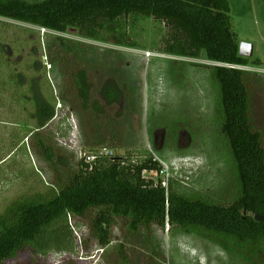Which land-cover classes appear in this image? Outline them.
<instances>
[{
	"label": "rangeland",
	"instance_id": "rangeland-1",
	"mask_svg": "<svg viewBox=\"0 0 264 264\" xmlns=\"http://www.w3.org/2000/svg\"><path fill=\"white\" fill-rule=\"evenodd\" d=\"M228 1L239 44L254 46L249 67L216 64L204 54L199 59L165 54L167 31L153 19L130 22L126 30L137 46L129 48L106 36L89 40L72 30L62 34L0 18V48L11 56L10 70L24 76L22 92L33 78L40 93L57 101V117L42 131L54 150L53 167L32 145L33 107L19 114L21 108L7 102L17 100L11 86L2 95L7 100L0 104V215L18 200L46 196L49 189L67 184L79 171L82 157L103 148L116 156L133 154L134 160L152 151L163 173L144 172L147 180L167 185L174 179L178 192L188 198L220 205L235 202V163L221 132V91L213 68L251 73L255 121L264 133V0ZM58 39L73 52L60 50ZM81 69L90 77L93 100L101 102L106 84L116 83L123 95L120 102L113 107L104 104L101 114L83 111L72 85V75ZM26 93L33 97L32 91ZM68 223L74 244L65 241L58 252L52 242L57 250L37 252L36 257L27 250L5 264H121V244L127 264H264V239L249 251L235 244L226 250L199 233L167 224L163 234L154 228L151 246L144 232L126 237L120 222L113 230V243L102 250L92 238L90 223L71 217Z\"/></svg>",
	"mask_w": 264,
	"mask_h": 264
},
{
	"label": "trees",
	"instance_id": "trees-1",
	"mask_svg": "<svg viewBox=\"0 0 264 264\" xmlns=\"http://www.w3.org/2000/svg\"><path fill=\"white\" fill-rule=\"evenodd\" d=\"M0 18L62 34L72 30L89 40L110 38L115 45L129 48L137 46L126 30L130 22L153 19L167 31L165 54L191 59L204 54L208 61L224 66L251 65L249 58L239 54L228 0H0ZM57 41L60 50L73 52L71 45L62 39ZM10 57L0 48V104H5L7 99L2 95L11 86L17 90V100L7 102L20 107L19 114L33 107L36 145L34 141L32 145L54 167V150L42 131L57 117V101H49L40 93L33 78L22 92L24 76L10 70ZM72 76L83 111L101 114L104 104L113 107L122 99L117 84L108 83L103 88L102 101L93 100L88 73L81 69ZM213 76L220 84L221 132L235 163V202L220 205L201 197L188 198L178 192L174 179H168L167 185L147 180L144 172L163 173L152 151L145 150L136 160L128 154L97 157L87 163L86 156L67 184L49 189L46 196L18 200L0 215V264L27 250L36 257L37 252H61L59 248L65 241L74 244L70 217L90 223L92 238L102 250L113 243V230L120 222L125 226L126 237L144 232L150 245L154 228L163 234L168 224L186 233H199L226 250L232 244L244 251L254 248L264 239V221L257 222L253 217H264V133L258 129L254 116L255 79L247 71L229 67L213 68ZM31 91L33 97H27L26 92ZM52 242L57 249L52 248ZM119 249L121 264H127L122 244Z\"/></svg>",
	"mask_w": 264,
	"mask_h": 264
},
{
	"label": "water",
	"instance_id": "water-1",
	"mask_svg": "<svg viewBox=\"0 0 264 264\" xmlns=\"http://www.w3.org/2000/svg\"><path fill=\"white\" fill-rule=\"evenodd\" d=\"M239 50H240L239 54L241 57L250 58L254 54V46L252 44H249V43L241 44ZM253 217H254L255 221H257V222L264 221V217H262L260 215H254Z\"/></svg>",
	"mask_w": 264,
	"mask_h": 264
},
{
	"label": "built area",
	"instance_id": "built-area-1",
	"mask_svg": "<svg viewBox=\"0 0 264 264\" xmlns=\"http://www.w3.org/2000/svg\"><path fill=\"white\" fill-rule=\"evenodd\" d=\"M86 156L87 155H85V157ZM114 156H115V154H114V152L112 150L103 148V149H100L99 151H97L96 155H92L91 154L89 157H87L86 162L87 163H92V162H94L97 159V157H111L112 158ZM156 160L159 161V159H157V158H156Z\"/></svg>",
	"mask_w": 264,
	"mask_h": 264
}]
</instances>
